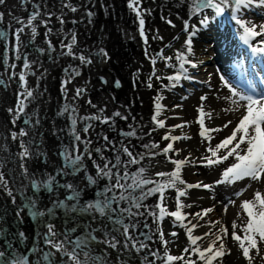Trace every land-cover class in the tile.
<instances>
[{
	"label": "rangeland",
	"instance_id": "rangeland-1",
	"mask_svg": "<svg viewBox=\"0 0 264 264\" xmlns=\"http://www.w3.org/2000/svg\"><path fill=\"white\" fill-rule=\"evenodd\" d=\"M131 2L132 0H5L0 4V27L9 34L5 53L2 52L0 42V173L7 183V187L0 184V228L9 229L11 226L18 227L23 224L26 226L23 230L25 233L19 232L31 239L32 230L28 228L29 220L23 208V203L29 201L23 200L24 194H31L32 183L42 185L49 177L57 176L58 171L65 175V185L71 184L76 189H79L77 186L80 185L79 191L85 198L83 199L80 193L79 202L84 203L95 201L96 193L104 192L106 185L115 183L114 178L110 180L98 176L97 165L108 163L114 173L121 174L125 171V165L129 173L143 168L145 176L164 181L167 177L157 176V165L177 157L175 151L163 153L162 150L168 143L173 144L174 150L187 148L195 163L205 164L206 162L199 159L210 155L206 153L208 141L199 135L201 129L197 122L200 118L198 108L201 105V96L209 97L204 102L205 111H212L211 119L204 117L206 127H221L227 121H233V124L223 131L211 133L215 137L211 143H219L233 129L236 117L221 115H226L222 109L228 105L219 109H212L210 106L212 92L229 95L228 91L216 85L214 90L212 82L205 83L215 78L210 70L200 73L199 66L211 67L214 57L212 36L207 29L201 28L200 23L204 16H208L210 21L212 11L205 10L200 14H193L191 0H138V3L130 8L128 5ZM73 8L76 10L73 11ZM136 8L141 11L142 17H137L134 10ZM33 14L37 15L31 27L20 22H26ZM140 18L145 21L144 33L147 43L140 35ZM32 27L36 28L35 35L32 34ZM21 28L23 31L19 32L17 41V32ZM193 30H200L202 35H194L195 38L199 37L197 39L192 37L193 51L188 58L192 59L198 55L199 60L194 61L196 68H190V65L185 67L192 70L189 71L192 79H200L204 85L210 86L211 90L198 86L199 90L193 87L191 92L186 93L182 89L183 83L180 88L176 81H169L166 77L177 72V54L187 55L186 41ZM69 44H72V55L67 54L66 45ZM101 50L107 55H102ZM161 55L172 59L165 61L161 59ZM80 56H84L91 63H82ZM152 58L157 61L155 65L151 63ZM202 59H209L211 63L203 62ZM25 63L29 65L28 68L24 67ZM76 72L79 74L75 75ZM21 74L25 76L23 82L19 79ZM149 82L151 88L148 87ZM172 84L176 85L175 88L170 86ZM77 89H84L78 97ZM26 91H31L33 95L25 98ZM181 95L186 98L183 96L181 101L180 120L184 125L183 130L190 138L178 141L164 140L165 135L180 136L167 124L172 120L168 97ZM157 96L162 97L159 101L162 110L157 120L164 122L163 128H159L152 119L156 112ZM21 100L24 107L23 111L19 112L17 106ZM116 112L121 115L115 116ZM92 116H99L100 119H85ZM105 118L107 123L102 122ZM85 127H88L87 132L83 131ZM22 130L26 133L23 137L19 136ZM73 131L79 135V141L75 139ZM13 133L17 134L15 139ZM21 144L29 151V155L24 159H21L20 155L24 150ZM153 144L158 147L153 148ZM125 147L138 159V163H128L130 158L123 151ZM66 153L81 155L82 166L79 171L70 173L67 167L63 166ZM117 157L120 159L119 165L116 164ZM231 162L232 159H229L220 165H200L199 168L189 163L191 170L181 168V178L186 184L202 182L213 185L220 201L222 200L220 203L233 197V193L239 192L244 185L248 187L251 184L244 196H235L234 206L227 203L220 206H215L214 203L203 204L200 210H214L198 221L201 225L204 224V228L214 224L215 227H211L213 233H217L220 228L216 221H221L228 229L227 236L222 240L225 249L219 264H264V243L262 246L258 244L259 254L256 249H250L249 257L246 258L239 242L232 239L231 227L233 221L240 225L241 221L246 219V213L238 203L239 199H254L255 191L260 190L263 184V177L254 183H249L248 178H245L234 184H217L222 172ZM174 170L175 167H171L167 172ZM89 177L95 180L94 184L89 182ZM53 178L57 180V177ZM177 187L186 190V196L180 198L181 203L185 205L190 203L189 200L198 197L195 193H199V188L185 189L184 185L179 184ZM9 191L11 196L8 195ZM42 191L38 196H43ZM140 194L139 190L133 193L134 196ZM176 195V189L168 188L164 190L163 200L159 193H155L141 201L142 207L139 209L132 208L130 202L119 204L120 208H131V213L134 214L117 212L116 216L129 228L128 237L125 238L141 258H135V264H166L163 259L165 248L171 255L184 256L186 259L190 256L197 264H204V261L199 260L198 254L192 251L184 252L185 248L193 247L187 238L186 227H191L189 221L195 224L192 219L194 208L187 210L188 207H185L181 210L182 215L186 216L183 221H177L168 214L176 210ZM30 198L36 199V196ZM36 203L40 205L37 200ZM158 204L166 208L162 219L159 217ZM225 205L228 206L226 213ZM113 207L116 208L117 205L114 204ZM137 212L139 214H135ZM238 213L240 219H237ZM137 215L145 219L143 223L134 224ZM182 224L186 227L181 226ZM199 227L193 230V235L204 234V228L198 231ZM59 232V237H54V240L69 245L70 237L64 236L61 229ZM173 232L176 233L175 236L171 235ZM161 233L167 242L166 245L160 238ZM5 234L7 233L0 230V237ZM94 234L106 248H126L114 235L107 234L106 238L99 233ZM144 234L149 236L148 240L144 239ZM236 234L243 236L239 227ZM113 238L116 246L110 247L106 239ZM212 238L214 237L197 243L206 248L208 240ZM4 241L10 242L8 234L4 240L0 239V251L4 250ZM219 243L218 241L214 245V250L219 248ZM9 244L14 245L11 242ZM245 244L247 246L246 241ZM85 250L88 257H85V251H79L80 260L91 259L90 251ZM30 259L31 257L29 262ZM124 259V262L120 263L121 259L117 257L118 264L131 263L130 258ZM107 260L111 263L115 261L109 255ZM174 264H183V261H176Z\"/></svg>",
	"mask_w": 264,
	"mask_h": 264
},
{
	"label": "snow or ice",
	"instance_id": "snow-or-ice-1",
	"mask_svg": "<svg viewBox=\"0 0 264 264\" xmlns=\"http://www.w3.org/2000/svg\"><path fill=\"white\" fill-rule=\"evenodd\" d=\"M5 0H0V4H3ZM138 0H132L129 3V7L133 8L134 4H137ZM191 11L193 14H200L205 10H211L214 16H223L226 12L231 16V19L239 26L242 30V34L240 35V40L250 49V52L255 57L264 58V39L259 41L258 44L254 45L252 43L253 40L257 36L264 37V23L256 24L255 22L246 19L243 17L241 12L245 9L252 8L254 6H264V0H191ZM75 11L76 9H72ZM137 17H142L141 11L136 8ZM37 14H33L26 22L20 21L21 23H26L27 26L31 27L33 20L36 19ZM0 18H2V14H0ZM170 23V21H169ZM201 25L207 26L209 23V17L204 16L201 21ZM144 24L145 21L143 18L139 19V31L141 37L145 38V43H147V39L144 33ZM259 29V31H257ZM185 30H188V25H185ZM23 28L19 29L17 32V41H19V32H22ZM32 34H36V28L32 27ZM196 35L195 30H193L192 34L188 37L186 41V52L185 54L178 53L176 59L179 61V67L177 69L176 74L166 77L169 81L179 82L181 78L183 79H192L187 73L188 69L185 65H190L192 68H196L197 64L189 59L188 57L192 54V36ZM73 44L75 43V38L73 37ZM68 48V55H72V44L66 45ZM101 54L106 56L107 53L101 50ZM82 63H91L90 60H86L84 56L79 57ZM161 59L165 61H169L171 57H163L161 55ZM151 63L155 65L157 63L155 58L151 59ZM167 66V65H166ZM25 68H28L29 65L27 63L24 64ZM78 75L79 73H74ZM155 74V68L153 69V75ZM20 81H25L24 74H21L19 77ZM160 79V77H157ZM220 81L223 86L227 88L229 95H217V100L226 101L229 105L227 108L222 109L225 113H238L237 121L235 126L231 130L230 134L223 138L219 143L213 145L211 141L215 138L211 135V133H219L224 129L228 128L230 124H233L232 120L227 121L221 127H206L204 117L207 116L209 119L212 118V111H205L204 102L209 99L207 95L201 96V105L198 108V112L200 113V118L198 119V123L200 125V133L199 135L208 141V146L206 148V153H210V155H205L199 159L206 162L204 166L213 167L216 165H220L225 161H228L229 158H232V162L229 166L225 168V170L221 174V179L218 180L217 184L229 183L234 184L237 181L248 178L250 181L259 182L262 177H264V90L257 91L252 84L246 89H238L234 86L224 75H220ZM70 82V81H68ZM67 83V82H66ZM205 83H209L205 82ZM172 87L175 84L170 85ZM148 87L151 88L152 85L149 82ZM211 90V89H210ZM84 91V89H77V97ZM33 93L31 91H26V97H31ZM186 98V97H185ZM156 112L152 117L153 121L159 128L165 127L163 121L157 120V117L160 115L162 106L159 101L162 97L157 96L156 98ZM18 111L22 112L24 107V102L21 100L18 104ZM11 111V110H10ZM67 111V109H66ZM115 116H120L119 112L114 113ZM126 119V117H122ZM85 119H100L99 116L86 117ZM103 123H107L108 120L105 118L102 120ZM73 125H75V120L72 121ZM90 127V126H88ZM88 127L83 129L84 132L88 131ZM176 128H183L184 125H176ZM16 133H13V138H16ZM26 133L22 130L19 132V136L23 137ZM73 135L77 141L80 140L78 134L73 131ZM129 135H134V133H129ZM190 137H181V136H173V135H165L163 137L164 140L169 141H178L181 139H189ZM107 140V137H105ZM21 147L24 149L20 154L21 159L26 158L29 155L28 148L21 144ZM153 148L158 147V145L153 144ZM99 151V149H97ZM124 153L130 158L128 163L135 164L138 163V159L133 155L131 151L127 147L123 149ZM164 154L169 153L170 151H175L176 155H179V150L173 149V144L168 143L167 146L162 150ZM65 163L66 167H68L72 172L79 171L82 166V157L79 154L72 155L69 153L65 154ZM171 163L175 165V170L171 172H160L157 173V176L160 178L167 177V180H153L144 175V169L140 168L135 173H129L127 169V165H125V171L121 174L119 172H113L111 168H109V164L106 163L103 166L97 165V175L107 177L108 179H115V183L106 185L105 191L100 193V198L95 201H87L84 203H80V191L73 187V185L68 184L65 187L72 192V195L66 197L65 200H57L55 201V207L57 209L63 208L67 212L78 213L81 215L91 216L93 219L99 218H107L112 220L114 223L121 224L123 232L126 237H128L129 228L122 224V221L116 218V213H131V208H120L119 204L121 202H130L132 208L139 209L142 207L141 201H143L147 196L153 195L155 193H159L161 200L164 198V190L168 188L176 189V210L168 213L169 215L175 217L177 221H183L186 219L185 215H182V209L185 207L191 208L193 205L191 204H183L181 203V197L186 196V190H181L177 187V185H184L185 189L191 188H205L209 191L213 190V185L203 184L202 182L197 184H186V182L181 178V168L185 164L194 163V161L190 160L189 157H185L182 159H172ZM120 159L117 157L116 164L119 165ZM23 167V165H22ZM53 177H49L46 182L42 185L33 183L34 190H43L50 191L54 185ZM90 183H95V180L89 177ZM0 184H3L7 187V183L4 180V176L0 173ZM148 185H153V187H147ZM251 184L248 185L250 187ZM146 189V190H145ZM140 191L139 196H134L133 193ZM246 191V188L241 189L236 193V196L239 197ZM111 193V195H109ZM8 195H12L11 191L8 192ZM215 197H213L214 199ZM67 201H74L71 205L67 203ZM229 203H234V201H230ZM117 205L116 208L113 205ZM159 208V217L162 219L166 213V208L161 204H158ZM227 205L224 206L225 213L227 212ZM242 211L246 213V219L241 221L240 225H237L236 221L232 223V239L239 242V246L242 249V254L244 257L248 258L250 249H256L257 254H259V243H264V194L260 190H256L254 193V199L245 200L240 205ZM28 208L30 209L31 215L39 218L42 216L51 215L54 211L53 209H46L45 211H41L37 207L36 199L33 198L28 202ZM22 210V209H21ZM213 208L203 209L202 211L196 212L192 219L197 220V223L191 224V227H186L187 238L190 242V245L193 246L190 248H185L184 252L188 253L192 251L198 254L199 260L204 261V264H213V261L218 257H222L224 255L225 245L222 242L223 237H226L228 234V229L225 227L221 221H216V224H220V228L217 233H213L211 231V227H215V225H211L208 232H205L203 235H193V230L197 228L199 225L198 220L203 219L204 216H207L210 212H212ZM135 214H139L138 212ZM134 215V214H133ZM17 216H19V211L17 212ZM240 214H237V219H240ZM240 228L243 232V236L236 234V229ZM48 233L45 237L46 243L52 248L56 249L57 252H62L63 255L67 256L71 261V264H82L80 260V253L77 251L78 249H86L90 243H94L97 237L91 232H88L87 238H80L73 243V248L69 251L65 247V243H57L54 240L57 233L54 231V228L51 224L47 225ZM172 236H175L176 233H171ZM20 238L24 237L23 233H18ZM214 237L208 240V246L203 248L197 242L201 240H205L206 238ZM161 240L164 241L163 233H161ZM129 239H131L129 237ZM219 243V248L214 251V245ZM247 242V246L245 244ZM108 246L115 247L116 241L113 239H106ZM165 245L167 244L164 241ZM135 246V245H133ZM141 247H145V245H141ZM211 253V255H208ZM85 257H88V253L84 252ZM6 253L4 251H0V264H7V260L5 259ZM45 261H52V253L48 252L44 254ZM163 259L166 261V264H174L176 261H183V264H197L196 261L192 260L189 256L187 259L184 256H176L168 253L167 248H165ZM13 264H24V261L21 259H15Z\"/></svg>",
	"mask_w": 264,
	"mask_h": 264
},
{
	"label": "bare ground",
	"instance_id": "bare-ground-1",
	"mask_svg": "<svg viewBox=\"0 0 264 264\" xmlns=\"http://www.w3.org/2000/svg\"><path fill=\"white\" fill-rule=\"evenodd\" d=\"M255 7V6H254ZM257 7V9L258 10H260V9H263V11H264V6H256ZM253 8V7H252ZM251 10V8H249V9H245V10H243L242 12H241V14L240 15H244V13L245 12H249ZM225 14H228L227 12L225 13ZM229 15V14H228ZM230 16V15H229ZM252 21V20H251ZM253 22H255L256 24H259L257 21H253ZM258 31V30H257ZM261 38V36H259V37H257V38H255V40H258V39H260ZM255 40H253V41H255ZM233 53H234V51H233ZM235 54V53H234ZM203 70L204 69H206V67H203L202 68ZM203 70H200V71H203ZM203 73V72H202ZM181 83H183V85H189V83L187 82V79H183V78H181V80L179 81V82H177L176 84H177V86L179 87V84H181ZM188 90H190V89H188ZM217 95H221V93L220 92H217V91H214V92H212L211 93V99H212V103H210V106L212 107V109H214V108H216V109H219V107H221V106H226V105H228L227 103H225V102H223V100H217L216 99V96ZM168 100L170 101V103H171V117H172V120H171V122L170 123H168L167 125H170V126H172V130H174V131H176L177 133L176 134H179L181 137H185V136H187V134H186V131H184L183 129H184V127L183 128H176V127H174V126H176V125H182V120H180V110H179V108H178V104H179V102H180V97L179 96H170V97H168ZM229 106V105H228ZM221 115H224L225 117H228V118H232V117H236V116H238L239 114L238 113H226V115L225 114H221ZM214 126H217V125H214ZM230 132L231 131H229V134H230ZM185 157H189L190 158V160H192V161H194V158H193V156L191 155V153L187 150V148H183L182 150L181 149H179V155H177V157L175 158V159H182V158H185ZM195 163V162H194ZM193 163V164H194ZM171 167H175V165L173 164V163H171L170 161H168V162H165V163H160V164H158L157 165V172H167V171H169L170 170V168ZM182 168H184L185 170H191L190 168H189V164H185V165H183L182 166ZM54 175V174H53ZM53 177H57V180H55L54 179V181H56V182H54V185H53V187H52V189L49 191V192H47V193H43V196H36V200L38 201V202H45V204H48L47 202L50 200V201H56V200H58L63 194H64V192L65 191H67L68 189L65 187V184H64V179H65V175H63L62 173H60L59 171H58V173H57V176H53ZM262 185H261V187H260V191L261 192H263L264 190H262V188L264 187V177H263V179H262ZM79 189L81 188L80 187V185L79 186H77ZM242 189V188H241ZM83 191V190H82ZM198 192V191H197ZM80 193H82L81 191H80ZM195 195L196 196H198V197H195L194 199H192V200H189L188 202H190L189 204H191V205H193L192 207L194 208L193 209V211H195L194 212V214L196 213V212H199V211H202V210H200V207H202V205L203 204H205V205H209L211 202H213L214 200H216V198H214L213 199V197H215V193L213 192V191H209L208 189H205V191H203V192H199V193H195ZM82 198L84 199L85 198V196H84V194L82 193ZM30 194H24V197H23V200L24 201H30ZM82 199V201L84 202V200ZM195 202H197V203H195ZM24 203H28V202H24ZM197 205V206H196ZM191 207V208H192ZM187 210H190L189 208L187 209ZM193 217V216H192ZM193 222L194 223H196L197 222V220H193ZM198 223H199V221H198ZM200 224V223H199ZM201 225V224H200ZM203 225L204 224H202L200 227H199V229H198V231H200L202 228H204L203 227ZM26 228V226L25 225H19L18 227L17 226H11L9 229L8 228H0V230H1V232L2 233H4V232H6V231H12V230H14V231H17V233H18V230L21 232V231H23L24 229ZM53 228H54V231L57 233V235H56V237H59V234H60V232H59V230H60V227L59 226H57V225H54L53 226ZM209 228L210 227H205L204 228V233L205 232H208V230H209ZM47 230V229H46ZM17 233H15V234H17ZM23 233H25L24 231H23ZM46 233H47V231H46ZM9 234H11V233H9ZM6 235V234H5ZM5 235H2L1 236V239H5ZM42 237V236H41ZM24 239H25V242H26V244L25 245H29L28 243L30 242V239H28L27 237L25 238V235H24V237H23ZM21 239V238H20ZM208 238H206L204 241H206ZM22 240V239H21ZM204 243H206V242H204ZM261 244V246L263 245V243H260ZM66 247V246H65ZM67 248V247H66ZM39 250L41 251H47L48 249H47V247L46 246H40V248H39ZM215 251V250H214ZM110 253V256L112 257V258H114V262H116L115 264H118V261H117V257H119L121 260H120V263H122V262H124V258H130V260H131V263L130 264H135V258H137L138 257V253H137V251L133 248V247H129L128 245H126V248H118V249H116V250H114V251H109ZM62 253V252H61ZM35 254V253H34ZM56 254H58V253H56ZM56 254L54 255V258L55 259H57V257H56ZM52 255H53V253H52ZM208 255H211V253H209ZM66 257L67 256H63V260H62V264H71V261H69V260H67L66 259ZM219 260H220V257H218L216 260H214L213 261V264H219ZM114 262L112 261V264H114ZM83 263H86V261H84ZM27 264H32L31 262H29V263H27Z\"/></svg>",
	"mask_w": 264,
	"mask_h": 264
},
{
	"label": "water",
	"instance_id": "water-1",
	"mask_svg": "<svg viewBox=\"0 0 264 264\" xmlns=\"http://www.w3.org/2000/svg\"><path fill=\"white\" fill-rule=\"evenodd\" d=\"M5 37H6V34H4L2 31H0V39L4 41ZM31 190L33 193H31L30 196H32V195L38 196L40 194L39 190L33 189V185L31 187ZM47 192H49V191H42V193H47ZM69 195H72V192L71 191H69V192L65 191L64 194L58 200H65L66 197ZM67 202L69 205L74 203V201H67ZM24 207H25L26 214H27V217L29 220L28 228L30 227L32 230V237L30 239V242L28 243L29 245H25L26 242L24 243L19 237H17L16 235H13V237H14L13 244L14 245L11 247L5 248V250H6L5 259L7 260V264H12V261L14 262L15 259H18L16 257V255L20 254L19 251L24 252L22 257H21V260L24 261V264L29 263V255L34 254V253L35 254L39 253L41 255V259H39V260H41V262H39L37 260V258H40L39 254H37L35 256L31 255L30 261L32 264H61L60 263V262H62L61 255L59 256V259L61 261L59 259H55L54 254L52 255V261H45L43 258L45 253L51 252L50 248L48 247V244L45 241V237L47 235V233H46L47 225L51 224L52 226H54L56 224H59L60 222L62 224H65V222L68 219L73 218L74 214L77 215L79 218H83V216L81 214H78V213L67 212L63 208L57 209L55 207V201H48V204L40 202V205H37V207L41 211H45L46 209H53L54 210L51 215L46 214L45 216H42L39 218H36V217L31 215L30 209L28 208V203H25ZM70 214H71V216H70ZM41 245L46 246L48 250L47 251H42V250L40 251L39 248ZM88 247H91L93 249L102 250L107 255V250L105 248L104 249L102 248L100 241L97 239L94 243H90V245Z\"/></svg>",
	"mask_w": 264,
	"mask_h": 264
},
{
	"label": "flooded vegetation",
	"instance_id": "flooded-vegetation-1",
	"mask_svg": "<svg viewBox=\"0 0 264 264\" xmlns=\"http://www.w3.org/2000/svg\"><path fill=\"white\" fill-rule=\"evenodd\" d=\"M94 200H96V199H94ZM85 216V215H84ZM66 232H68V230L66 231ZM101 234H104V231H101ZM7 235V234H6ZM118 237H119V235H118ZM86 264H106V263H104V260L103 259H98V261H92L91 260V262L89 263V262H87Z\"/></svg>",
	"mask_w": 264,
	"mask_h": 264
},
{
	"label": "trees",
	"instance_id": "trees-1",
	"mask_svg": "<svg viewBox=\"0 0 264 264\" xmlns=\"http://www.w3.org/2000/svg\"><path fill=\"white\" fill-rule=\"evenodd\" d=\"M135 218L136 219L133 221V222H135L134 224L141 223V222L143 223V220H145L144 218L140 217L139 215H137Z\"/></svg>",
	"mask_w": 264,
	"mask_h": 264
}]
</instances>
